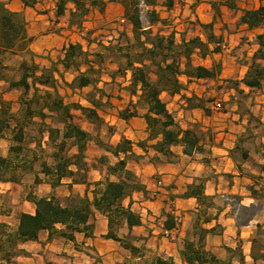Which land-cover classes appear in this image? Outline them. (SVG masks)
Instances as JSON below:
<instances>
[{
	"label": "crops",
	"instance_id": "crops-1",
	"mask_svg": "<svg viewBox=\"0 0 264 264\" xmlns=\"http://www.w3.org/2000/svg\"><path fill=\"white\" fill-rule=\"evenodd\" d=\"M0 1L24 14L28 35L33 38L30 48L37 54L36 61L41 66L49 67L51 61L63 58V48L68 42H80L90 52L99 50L95 48L96 43L89 44L79 29L70 24L73 3H68L66 12L57 16V0H37L34 6H27L22 0ZM227 1L232 5L227 4ZM227 1L176 0L171 8L159 4L156 8L162 21L152 25L146 22V28L151 27L154 33L160 31L169 34L175 31L178 44L184 36L190 39L199 35L208 41L207 33L200 23L211 25L208 31L213 32L219 40L209 42L206 56L198 48L191 54L195 65L213 67L220 64L218 75L195 78L181 73L183 90L173 95L168 92L161 94L177 123L198 132L204 151L187 154L184 145L175 144L171 146L173 155L167 156L151 147L150 144L156 140L149 139L144 117L147 107L139 104V97L130 91L131 70L119 71L125 63H118L114 57L109 59V67L103 63L101 80L97 86L102 89L111 86L103 101L108 103L113 112L102 108L97 110L107 128H115L105 132H109L111 138L108 143L115 145L123 137L133 142L136 157L129 159L127 166L145 186L144 190H135L122 200L123 205L140 215L142 223L130 228L123 221L116 230L123 240L128 234L139 238L132 242L137 250L125 247L123 240L107 237L109 219L103 212L94 209L90 219L93 235L78 233L77 241L74 242L65 238H50L49 232L43 230L38 240L19 245L22 252L16 257L18 264H158L160 259L164 264H201L197 255L206 259L210 258V254L221 259L222 264H264V83L260 88H251L244 82L249 63L260 47L258 35L263 33L264 27L250 28L241 21L243 9L257 8L264 0ZM120 19H125L124 6L119 0H108L105 10L101 12L97 8L93 9L84 25L95 30ZM190 24L191 28L188 27ZM118 29L119 33L126 32L127 40L122 43L125 46L121 51H112L123 55L134 41V27L126 20L124 25L119 24ZM190 31L193 33L190 34ZM216 47L218 50H215ZM59 68V91L65 101L91 106L87 94L79 98L75 96L93 85L73 91L65 82H72L77 72L65 69L62 64H59ZM118 74L123 76L121 82H118ZM113 85L119 86L123 98L118 96ZM6 86L7 82L0 81V89ZM15 91L19 90L6 91L4 96L12 101L16 111L20 107L18 96H10ZM186 96L203 98V106L189 105ZM124 108H137L138 114L123 119L120 111ZM72 113L74 121L94 136L87 144V160L93 162L103 154L117 160L103 145L97 143L96 123L81 109H72ZM48 121L62 127L50 118ZM113 137H116L115 141ZM42 146L50 147L48 133L43 137ZM9 152V140L0 135V154L7 156ZM40 164L41 161L35 164L21 182L0 181V192L4 186L11 188L19 185L23 188L26 177L30 183L38 186L39 191L44 190L39 194L24 193L22 208L16 211L13 206L0 215L1 221L17 228L19 213H34L36 206L29 199L31 194H55L64 199L74 192L93 199L95 188L107 178L106 166L98 165L89 171L87 183L74 182L72 178L65 177L56 187L47 181L36 184V174L44 177L40 172ZM159 180L162 182L160 185ZM254 184L263 188L262 194H253L251 188ZM199 185L201 189L197 194L195 190ZM250 206L257 208L251 216L244 211L245 207ZM176 216L179 221L175 220L173 227L169 223L167 225L168 217L172 224V218ZM201 228L208 231L202 241ZM207 260L206 264H211V260Z\"/></svg>",
	"mask_w": 264,
	"mask_h": 264
},
{
	"label": "trees",
	"instance_id": "trees-1",
	"mask_svg": "<svg viewBox=\"0 0 264 264\" xmlns=\"http://www.w3.org/2000/svg\"><path fill=\"white\" fill-rule=\"evenodd\" d=\"M22 1L27 6H34L37 2ZM107 1L57 0L56 15H63L68 9V3H73L74 8L70 9V24L79 29L89 44L95 43L92 38L93 30L86 28L84 23L93 9L97 8L103 12ZM119 1L125 9V20L134 27L135 40L140 47L134 50L135 44L128 45L129 49L123 55L125 65L121 66L119 71L131 70L130 91L139 97V104L147 107L144 117L149 139L156 140L150 144L151 147L167 156L173 155L171 146L175 144L184 145L187 154L204 151V144L201 143L198 132L192 128H183L177 123L161 94L168 92L173 95L183 90L181 73L195 78L215 77L220 73V64L207 67L195 65L191 60V54L195 49L198 48L202 55L206 56L209 53V42L219 41L213 32L208 31L211 25L200 23L207 33L208 41H204L199 35L190 39L184 36L182 42L178 44L175 40V31L169 34L160 31L154 33L151 27L146 28L142 15V7L145 6L147 7L145 20L148 25L162 21L156 6L162 4L171 8L176 0ZM226 3L232 5L228 1ZM241 21L250 28L264 27V3L257 8L243 9ZM124 35L126 32L121 31L117 40ZM32 40L27 32L24 14L12 10L4 1H0V81L7 82V86L0 89V135L10 142L9 155L0 154V181L21 182L23 175L32 171L37 161H41L40 172L44 177L36 174L34 180L36 184L47 181L56 187L65 177L72 178L74 182L87 183L89 171L98 165L106 166L107 178L101 186L95 188L93 199L88 195L83 196L74 192L64 199L55 194L47 196L31 194L29 199L35 203V212L19 213L17 228L0 220V264H18L16 257L22 252L19 245L29 240H38L43 230L49 232L50 238H65L74 242L77 241L78 233L93 235V224L90 219L94 209L100 210L108 217L109 238L123 240L116 233L123 221H126L130 228L142 223L140 215L122 203L123 198L131 195L133 191L145 189L137 174L127 166V161L136 157L133 142L123 137L115 145H103L97 139V143L103 145L117 160L111 162L109 156L103 154L95 161L89 162L86 158V149L94 136L74 121L72 113V109L78 108L94 123L102 121L97 108H101L107 102L95 92L103 94V89L98 87L97 83L101 80L104 52L113 49L121 51L125 45L114 42L107 45L98 40L96 43L99 50L90 52L85 50L80 42H68L63 48L64 57L58 61H51V66L45 67L36 61L37 54L30 48ZM258 40L260 47L253 55L244 78V82L251 88H260L264 83V31L258 35ZM8 54L19 58L17 77L4 73L10 67L3 61V57ZM59 64L65 69H74L77 72L72 82H65L73 91L93 85L94 89L86 96L91 106L65 101L64 95L59 91L60 83L57 77L61 76ZM12 89L21 91L17 100L20 107L16 111L13 109L12 101L4 96V92ZM185 100L191 106L201 107L204 101L198 96H186ZM137 114V108H124L120 111L123 119H130ZM49 118L60 123L62 127L55 126L48 121ZM45 133L49 135V149L42 146ZM141 146L144 144L141 143ZM200 189L201 185L195 190L197 194L200 193ZM251 190L255 195L263 193V188L256 184ZM256 209L250 206L245 207L244 211L246 215L251 216ZM6 212L0 209V215ZM172 219H174L172 224L169 217L166 221L170 227L176 224L175 217ZM207 232L206 228L200 229L201 241ZM138 239L128 234L123 240L124 246L136 251L137 247L132 245V242ZM202 247L204 248V245ZM209 257L205 259L197 255L201 264H206L207 259L211 260V264H222V260L214 254H210ZM158 264L164 263L160 259Z\"/></svg>",
	"mask_w": 264,
	"mask_h": 264
},
{
	"label": "rangeland",
	"instance_id": "rangeland-1",
	"mask_svg": "<svg viewBox=\"0 0 264 264\" xmlns=\"http://www.w3.org/2000/svg\"><path fill=\"white\" fill-rule=\"evenodd\" d=\"M142 8H143L142 15H143V20H144L143 22H144V25H146L145 13H146L147 7L143 6ZM125 22H126V20L122 21V19H120V20L108 22L107 24L105 23L106 25L102 26L101 28L93 30V32H94L93 33V36H92L93 40H95V43L98 42V40L99 41H103L104 44H107V45L110 42H114L115 44L125 43L126 40H127V36L126 35L122 36L121 39H118L117 40V38L119 37V29H118L119 28V24L120 25H124ZM188 27L191 28V24L188 25ZM192 33H193V31H190V34H192ZM112 35H113V37H112ZM133 40L134 41H133L132 44H135L134 45L135 47L133 49L134 50H138L140 47H139V44L136 43L135 35H134ZM96 44H95V46H96L95 48H99L98 45H96ZM123 55H118L116 53H113V51H105L104 52V62L106 64V67H109V65H107V63H108V61H109V59L111 57L116 58L118 60V63L120 62L122 65H124V63L126 62V60H125V57ZM18 60H19L18 57H14V56H11L9 54L8 55H5L3 57V61L5 62V64H7L8 66H10L8 70L4 71V73L6 75H9V76H12V77H17L18 76V69H17V67H18ZM117 77H118V82H121L123 80V76H121L120 74H118ZM113 87L116 89L115 91L118 93V96H120L121 98H123L120 95L121 89L119 88V86L118 85H116V86L113 85L112 88ZM110 88H111V86H109L106 89L103 88V94L102 93H99L97 91L95 93H96L97 96H100L101 95V97L105 99V94L108 93V91L110 90ZM93 89H94V87H89L88 89H85L84 92L81 91L80 94H78L77 96H75V98H79L81 95H84L85 96L86 94H88L87 92H90V90H93ZM20 93H21L20 90L19 91H15L10 96L16 98L17 96L19 97ZM215 98L220 99L219 97H215ZM101 108L103 110L107 111V112H113V109L110 108V106L108 105V103H105ZM95 126H96V137H97V139L103 145L109 144L108 141H110V139H111L110 138V135H109V132L112 131V128L113 127H110L108 129L107 126H106V124L103 121L96 122V125ZM113 129H115V128H113ZM107 130L109 132L105 133ZM112 139L115 141L116 140V137H113ZM47 159L51 161V159L48 156H47ZM111 161L112 162H115L116 159L115 158H111ZM37 163L39 164L40 161H37L35 164H37ZM24 176H25V174L23 175V177ZM28 179L29 178L26 177V179L24 181L25 182L24 183L25 186L23 188H21L19 185H13L11 188H7L6 186L1 187V192H0V209L1 210H3V211L6 212L9 209L13 208V206H15L16 207V211H17L20 208H22L21 207L22 206L21 199H22V196L24 195V193L33 192L35 194H39L40 192H44V190L39 191L38 186L34 185L33 183H30V181H28ZM23 208H26L27 209V207H23ZM10 220L12 222H15L14 219H10ZM13 228H15V227H13Z\"/></svg>",
	"mask_w": 264,
	"mask_h": 264
},
{
	"label": "built area",
	"instance_id": "built-area-1",
	"mask_svg": "<svg viewBox=\"0 0 264 264\" xmlns=\"http://www.w3.org/2000/svg\"><path fill=\"white\" fill-rule=\"evenodd\" d=\"M124 20H125V19H122V21H124ZM158 183H159V185H160V184L162 183L161 180H159ZM262 183H263L262 185L264 186V181H263ZM227 199H228V198H227ZM175 220H176L177 222L179 221L178 216L175 217Z\"/></svg>",
	"mask_w": 264,
	"mask_h": 264
}]
</instances>
